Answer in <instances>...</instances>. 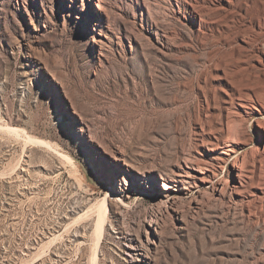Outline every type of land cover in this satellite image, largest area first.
<instances>
[{
    "label": "rangeland",
    "instance_id": "rangeland-1",
    "mask_svg": "<svg viewBox=\"0 0 264 264\" xmlns=\"http://www.w3.org/2000/svg\"><path fill=\"white\" fill-rule=\"evenodd\" d=\"M259 77L264 0H0V264H264Z\"/></svg>",
    "mask_w": 264,
    "mask_h": 264
},
{
    "label": "bare ground",
    "instance_id": "bare-ground-1",
    "mask_svg": "<svg viewBox=\"0 0 264 264\" xmlns=\"http://www.w3.org/2000/svg\"><path fill=\"white\" fill-rule=\"evenodd\" d=\"M224 2H228L229 0H223ZM198 3V2H197ZM192 6V5H191ZM198 6V5H197ZM195 7V6H194ZM201 7V6H200ZM206 9V8H205ZM223 65V64H222ZM244 82L246 83H243L242 85H240V88L236 87L235 89H233L234 93L236 94V97H237V102L236 104H238L237 106H239L247 115H250V116H253L254 117V122H255V125L257 126V128L259 130H261V132L264 133V120L262 118H264V78L263 77H259L258 80H255V81H251V80H245ZM230 130V129H229ZM227 131V130H226ZM225 131V132H226ZM224 132V133H225ZM230 133L231 135L234 134L231 130H230ZM230 133H228L227 131V136L230 135ZM223 134V133H222ZM220 137V136H219ZM226 137V136H225ZM228 140H229V137H227ZM212 139V138H211ZM216 139V138H215ZM221 139V137L219 138ZM217 140V139H216ZM215 140V142H216ZM225 140V138H224ZM223 142L221 141V143L223 144V148L227 146L228 144V141L226 139V141ZM231 142V139L229 140ZM219 142V141H218ZM233 142V141H232ZM210 144V143H208ZM215 146V145H214ZM217 146V145H216ZM215 146V148H216ZM218 147V146H217ZM222 148V147H221ZM220 148V149H221ZM216 150V149H215ZM222 150V149H221ZM224 150V149H223ZM223 152V151H222ZM250 154V153H249ZM251 155V154H250ZM245 156V154H244ZM247 157V156H246ZM245 157V158H246ZM249 157V156H248ZM251 157V156H250ZM243 158V157H242ZM219 158L217 157V160ZM216 160V159H215ZM245 160V159H244ZM246 161V160H245ZM221 162V159L220 161ZM222 163V162H221ZM236 161L231 165L235 168L236 172H237V181L239 183V186L241 187L240 189H242V186H243V183L245 184L248 180V175L247 174H242L244 172V170H242L241 168H243V166L240 165L239 166H236ZM243 163V162H241ZM213 164V163H212ZM218 164V163H217ZM194 166V165H193ZM191 164H185L184 166V173H185V176L188 175L189 172L191 171H197L199 173H202L201 172V167L198 168H194ZM214 177V176H213ZM215 178V177H214ZM250 178V177H249ZM211 180V179H210ZM215 180V179H214ZM213 181V180H212ZM211 181V182H212ZM219 180L215 181L213 183V188L217 189L219 186H220V182H218ZM209 182V183H211ZM227 181H225L223 186H221L222 188L226 185L227 186ZM212 185V184H211ZM164 186V185H163ZM225 186V188H226ZM166 187V186H164ZM221 188V189H222ZM231 188V187H230ZM234 188V187H233ZM237 189V187H236ZM260 189V188H259ZM164 190V188H163ZM220 190V189H219ZM223 190V189H222ZM221 191V190H220ZM225 191V189H224ZM227 191V190H226ZM236 191V190H235ZM232 192V191H231ZM238 192V191H237ZM229 193V192H228ZM234 193V192H233ZM236 193V192H235ZM261 193L262 195H264V190L262 189L261 190Z\"/></svg>",
    "mask_w": 264,
    "mask_h": 264
}]
</instances>
